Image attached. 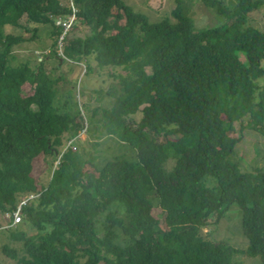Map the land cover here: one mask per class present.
Returning <instances> with one entry per match:
<instances>
[{
	"label": "trees",
	"instance_id": "16d2710c",
	"mask_svg": "<svg viewBox=\"0 0 264 264\" xmlns=\"http://www.w3.org/2000/svg\"><path fill=\"white\" fill-rule=\"evenodd\" d=\"M173 1L174 20L150 22L125 0H0V216L11 218L36 193L22 206L23 223L6 227L21 245L2 246L14 264H236L240 250L202 231L232 204L242 212V253L264 264V165L247 170L231 157L246 129L264 138V29L247 24L264 0H237L232 12L203 0L225 16L205 28L184 0ZM71 8L88 34L65 33L62 53L124 70L105 92L112 104L94 109L97 138L116 137L134 158L85 157L76 142L95 113L76 101L74 112L69 100L58 106L59 78L42 59L19 61L13 50L25 38L4 31L48 24L56 43L73 23L65 30L55 18L66 21ZM26 84L32 93L24 94ZM39 155L55 166L36 188Z\"/></svg>",
	"mask_w": 264,
	"mask_h": 264
},
{
	"label": "rangeland",
	"instance_id": "374dc122",
	"mask_svg": "<svg viewBox=\"0 0 264 264\" xmlns=\"http://www.w3.org/2000/svg\"><path fill=\"white\" fill-rule=\"evenodd\" d=\"M64 3L68 0H62ZM226 9V12H232L234 10L237 0H217ZM135 11L141 12L146 15L150 22L160 21L161 19L168 17L174 20L171 15L172 9L175 7L173 0H125ZM185 12L189 14L194 20V24L197 28L212 27L223 23L225 16L218 14L217 9L210 5H207L203 0H184L183 3ZM25 23L24 20L21 21ZM71 24L66 28L68 29ZM247 24L252 25L258 29H264V5L249 14L247 18ZM55 25H60L55 23ZM24 24L23 27H13L6 25L4 31L7 33H13L14 35H22L25 41L14 47V54H16L19 61L31 60L35 63L36 60H44L45 68L52 75V77L59 78V92L56 97L55 103L63 108L62 104L67 101L71 110H75V101L78 107L86 108L85 112L89 115L95 113L94 123L88 125V130L82 132L79 135V140L76 142V147L85 154V157L94 155L95 160L105 162L115 157L123 156L125 158H134V149L120 142L114 136L103 135L97 138L101 130L99 129V123L96 121L100 117V112L94 109L99 106H110L113 98L105 94L110 87H114L118 80L115 77L118 73L124 74V70L120 67H99L93 56H89L87 59L83 58L80 62H74L68 59L64 54L62 55L63 46L66 38L61 39L62 45L59 46V39L54 43V36L51 35L52 27L48 24L35 25ZM33 28V30H31ZM69 30V31H68ZM67 36L71 37L88 34V28L84 27L81 23L74 21L71 28H69ZM66 36V37H67ZM66 57L67 61H63L61 56ZM60 57V58H59ZM241 60H244V56L240 54ZM91 67L88 71L87 67ZM148 70V68H146ZM63 77V78H60ZM68 81H71L69 83ZM72 88L71 92L68 90ZM104 91V92H100ZM24 94L32 93L30 85L26 84L23 88ZM70 92V93H69ZM86 106V107H85ZM84 111V110H83ZM141 113H137L136 119H140ZM93 120V119H92ZM99 126H97V125ZM134 126V125H133ZM236 129L239 128V124H235ZM135 127V126H134ZM239 131L232 133L233 136H240ZM241 140L238 142L235 152L231 155L234 161H238L239 165L243 169L253 170L256 166L264 165V138H262L255 130L246 129L242 134ZM51 160V162L47 161ZM53 164V166H52ZM55 166V161L44 155H39L33 160L32 176L35 179L36 188L44 186L50 179L52 168ZM36 193H29L24 199V203L19 204L16 210L22 214V206L29 201V198H34ZM161 210L154 206L152 208V214L160 217ZM224 215L221 217L217 224H211L202 229L203 234L207 239H211L215 243L220 242L231 245L239 251L233 253V260L236 264H261L256 257H248L244 253V249L247 245V238L241 232V209L232 204L228 210L224 211ZM13 214V211H12ZM23 216L21 215V219ZM217 218V214L214 213L208 220L213 223ZM0 219L8 220V215L4 217L0 216ZM5 224L0 226V264H14L10 257L5 255L2 250L4 244H8L12 248L21 247L18 243H11L7 237V231L4 227ZM23 221L20 223L22 224ZM19 224V225H20ZM10 228V227H8ZM5 230V231H4Z\"/></svg>",
	"mask_w": 264,
	"mask_h": 264
},
{
	"label": "built area",
	"instance_id": "2783aa9c",
	"mask_svg": "<svg viewBox=\"0 0 264 264\" xmlns=\"http://www.w3.org/2000/svg\"><path fill=\"white\" fill-rule=\"evenodd\" d=\"M73 9V8H72ZM75 11V9H73V12ZM75 18V15L74 13L71 15L70 18L66 19V21H63V22H60V21H57V24H61V26L67 28L71 22H72V19ZM66 32H62L60 38H59V46L62 45V42L60 41L61 39H63L64 35H65ZM24 203V199L20 201L19 204H22ZM21 221V213H19L17 210L13 213V223H17Z\"/></svg>",
	"mask_w": 264,
	"mask_h": 264
},
{
	"label": "clouds",
	"instance_id": "9594fccd",
	"mask_svg": "<svg viewBox=\"0 0 264 264\" xmlns=\"http://www.w3.org/2000/svg\"><path fill=\"white\" fill-rule=\"evenodd\" d=\"M72 9V8H71ZM75 12H76V10L73 12V9H72V14L74 13V15H75ZM71 14V15H72ZM71 15L70 16H68L66 19H68V18H70L71 17ZM57 18H59V17H56L55 18V23H57ZM61 25V24H60ZM59 25V26H60ZM63 32V31H62ZM62 34V33H61ZM61 36V35H60ZM60 36H59V38H60ZM58 38V39H59ZM63 52V51H62ZM62 55H63V53H62ZM62 55H60L61 56V58L63 59V58H65L66 60H67V58L66 57H63ZM69 59V58H68ZM70 60V59H69ZM16 211V210H15ZM15 211H13V213L15 212ZM22 215V214H21ZM11 218L8 216V223L4 226L5 228L7 227H13V226H16L18 223H20L21 221H19V222H17V223H13V215L11 214ZM22 220V219H21Z\"/></svg>",
	"mask_w": 264,
	"mask_h": 264
},
{
	"label": "bare ground",
	"instance_id": "6f19581e",
	"mask_svg": "<svg viewBox=\"0 0 264 264\" xmlns=\"http://www.w3.org/2000/svg\"><path fill=\"white\" fill-rule=\"evenodd\" d=\"M65 30H66V28H65Z\"/></svg>",
	"mask_w": 264,
	"mask_h": 264
}]
</instances>
